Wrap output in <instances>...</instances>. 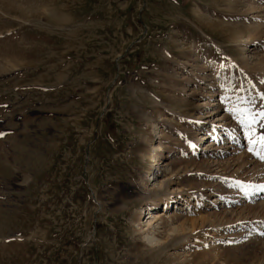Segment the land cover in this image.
I'll return each instance as SVG.
<instances>
[{
    "label": "rangeland",
    "instance_id": "rangeland-1",
    "mask_svg": "<svg viewBox=\"0 0 264 264\" xmlns=\"http://www.w3.org/2000/svg\"><path fill=\"white\" fill-rule=\"evenodd\" d=\"M261 202L264 0H0V264H264Z\"/></svg>",
    "mask_w": 264,
    "mask_h": 264
},
{
    "label": "bare ground",
    "instance_id": "bare-ground-1",
    "mask_svg": "<svg viewBox=\"0 0 264 264\" xmlns=\"http://www.w3.org/2000/svg\"><path fill=\"white\" fill-rule=\"evenodd\" d=\"M221 130H222V128H221ZM223 130H224V129H223ZM209 134L211 135V138H212V136L214 137V132H210V131H209ZM232 135H233V134H231V138L233 139V141H235L234 138L237 137V136H236V135H235V136L233 135V137H232ZM209 137H210V136H209ZM209 137H206V138H204V139H210ZM204 139H203V140H204ZM236 139H238V138H236ZM228 141H229V140H228ZM239 142H241V141L238 140L237 143L239 144ZM208 144H209V143H208ZM209 145L212 146V144H209ZM239 146H240V145H239ZM209 147H210V146H209ZM229 147H232V146H229ZM203 149H204V148H203ZM203 149H202V150H203ZM215 149H216V148H215ZM205 150L210 151V149H209V148H206V147H205ZM205 150H204V151H205ZM214 155H216V153H215ZM156 159H157V158H156ZM156 159H155V161H154V160H153V161L156 162L155 165L157 166V169L160 170L159 165H158L159 162L157 163V160H156ZM158 161H159V160H158ZM152 167H153V166H152ZM153 168H154V167H153ZM151 170H152V169H151ZM153 172H154V171H153ZM151 173H152V172H151ZM148 175H149V174H148ZM153 176H154V175H153ZM155 180H156V178H153L151 181L154 182ZM261 203H264V202H261ZM166 207H167V206H166ZM167 208H168V207H167ZM146 210H147V209H146ZM166 211H168V210L166 209ZM147 215H148V219H149V220H151V219H153V218H155V217L158 219V216H154V213L152 212L151 209H149V212L147 213ZM158 221H159V220H158ZM150 224H151V223H150ZM158 225H159V224H158ZM154 231H155V230H154ZM154 233H155V232H154ZM154 233H153V231H152V233H151L150 235L147 236L148 243H149V242H156V241H157V239L155 238ZM262 233H264V231H263Z\"/></svg>",
    "mask_w": 264,
    "mask_h": 264
}]
</instances>
